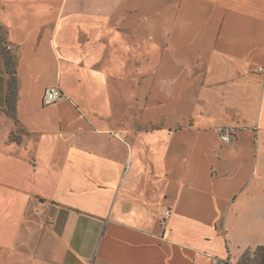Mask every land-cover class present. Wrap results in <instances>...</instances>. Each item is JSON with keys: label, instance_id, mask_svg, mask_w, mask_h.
<instances>
[{"label": "crops", "instance_id": "1", "mask_svg": "<svg viewBox=\"0 0 264 264\" xmlns=\"http://www.w3.org/2000/svg\"><path fill=\"white\" fill-rule=\"evenodd\" d=\"M1 49L0 264L262 261L264 0H0Z\"/></svg>", "mask_w": 264, "mask_h": 264}, {"label": "built area", "instance_id": "2", "mask_svg": "<svg viewBox=\"0 0 264 264\" xmlns=\"http://www.w3.org/2000/svg\"><path fill=\"white\" fill-rule=\"evenodd\" d=\"M256 72L262 77V81L264 82V67H258L256 69ZM63 97L64 95L57 87L47 88L42 98V105L43 106L52 105L58 102L59 100H61ZM217 132H218V136L220 140L223 143H229L232 141V137H233L232 130L228 128H224V129L222 128V129H218ZM169 214H170L169 211L165 212L164 221L168 219ZM210 259H211L212 264H233V262L228 257L223 258V259H219L216 257H210Z\"/></svg>", "mask_w": 264, "mask_h": 264}, {"label": "trees", "instance_id": "3", "mask_svg": "<svg viewBox=\"0 0 264 264\" xmlns=\"http://www.w3.org/2000/svg\"><path fill=\"white\" fill-rule=\"evenodd\" d=\"M0 55L4 59V63L6 66V70L8 72V75L10 77L9 83H8V93H7V103H8V109L12 110L15 102V57L10 54V52L6 49L0 50Z\"/></svg>", "mask_w": 264, "mask_h": 264}, {"label": "rangeland", "instance_id": "4", "mask_svg": "<svg viewBox=\"0 0 264 264\" xmlns=\"http://www.w3.org/2000/svg\"><path fill=\"white\" fill-rule=\"evenodd\" d=\"M140 68V67H139ZM138 67H131V69H132V71H136V70H138L139 69ZM148 69H151V67L149 68V67H147ZM133 79V78H132ZM137 85H138V81H136V82H132V88H134V89H137ZM262 254H264V253H259V257H261V255ZM257 259V258H256ZM262 259V261H260V260H256V262L254 261L252 264H264V258H261Z\"/></svg>", "mask_w": 264, "mask_h": 264}]
</instances>
